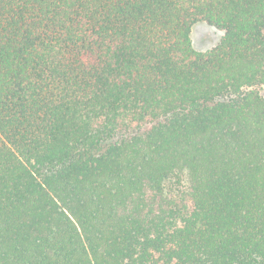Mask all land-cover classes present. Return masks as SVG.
Masks as SVG:
<instances>
[{
  "label": "trees",
  "instance_id": "obj_1",
  "mask_svg": "<svg viewBox=\"0 0 264 264\" xmlns=\"http://www.w3.org/2000/svg\"><path fill=\"white\" fill-rule=\"evenodd\" d=\"M0 264H264V0H0Z\"/></svg>",
  "mask_w": 264,
  "mask_h": 264
},
{
  "label": "rangeland",
  "instance_id": "obj_2",
  "mask_svg": "<svg viewBox=\"0 0 264 264\" xmlns=\"http://www.w3.org/2000/svg\"><path fill=\"white\" fill-rule=\"evenodd\" d=\"M223 36V32L199 22L191 27V43L195 51L206 52L215 47Z\"/></svg>",
  "mask_w": 264,
  "mask_h": 264
}]
</instances>
